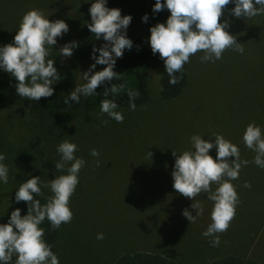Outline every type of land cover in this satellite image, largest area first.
Segmentation results:
<instances>
[{
    "label": "rangeland",
    "instance_id": "obj_1",
    "mask_svg": "<svg viewBox=\"0 0 264 264\" xmlns=\"http://www.w3.org/2000/svg\"><path fill=\"white\" fill-rule=\"evenodd\" d=\"M90 2L0 0V45L12 42L21 18L33 9L42 11L50 21L61 19L68 24L69 31L57 38L47 57L54 59L61 76L53 85L57 108L72 79L79 74L74 88L85 82L82 74L89 67L81 71L80 58L74 52L71 57L60 56L59 48L80 40L83 29L91 22ZM154 4L155 0H108L107 6L121 9L122 15H131L127 36L133 44H144L151 50L150 27L166 22L170 15L167 9L153 13ZM231 8L224 7L220 19L228 20L227 30L242 43L243 53L228 48L214 62H202V52L190 56L184 65L188 85L180 97L171 100L161 99L162 74L157 64L163 60L158 53H152V62L140 68L151 97L147 104L135 110L118 107L116 110L124 116L118 123L100 112L102 99L89 96L63 133L45 139L44 150L56 176L66 174L67 165L60 171L54 168L60 159L56 148L63 140L74 142L78 146L75 155L85 161L69 199L72 219L62 223L52 250L59 264H108L123 254L141 251L162 254L180 264H209L225 255L264 264V168L253 162L256 153L242 139L249 124L264 131V14L237 18ZM145 14L147 22L142 20ZM103 66L97 65L94 71ZM114 71L123 75L120 67ZM14 84L15 79L0 70V86L7 89ZM46 98L31 101L33 106L20 98L13 107L0 108L4 148L11 142L27 144L32 139L38 131L34 125L36 113L45 110ZM216 134L236 144L240 159L248 164L242 165L238 179L231 181L239 203L227 230L216 234L220 243L214 247L212 237L202 235L211 223L213 202L207 199V193H200L194 200L178 193L172 186L171 173L173 151L180 154L194 150L190 141L193 135L214 140ZM93 148L99 156L90 155ZM210 155L215 158V148ZM5 157L9 167V158ZM245 181L250 187H244ZM217 186L211 184V190ZM11 198L8 183L0 184V208L6 207ZM193 202H198L203 211L190 223L182 212L188 209L195 215ZM98 233H103V239H97Z\"/></svg>",
    "mask_w": 264,
    "mask_h": 264
},
{
    "label": "clouds",
    "instance_id": "obj_2",
    "mask_svg": "<svg viewBox=\"0 0 264 264\" xmlns=\"http://www.w3.org/2000/svg\"><path fill=\"white\" fill-rule=\"evenodd\" d=\"M230 3L234 5L230 12L237 18L264 14V0H155L153 13L167 9L170 15L166 22L150 27L148 43L153 55L158 53L163 60L169 84L179 83L183 78L184 65L197 52L203 53L202 62L219 60L228 48L244 52L242 43H238L236 37L227 30L228 20L220 19L224 15V7ZM107 4L108 0L90 2L91 22L87 23V28L96 40L102 38L105 43L99 48L93 47L91 59L94 62L82 74L85 82L76 84L65 97V104L79 103L82 96L97 95V87L105 81H111L113 77L120 80L121 74L115 72L114 68L117 58L133 47V41L127 36L132 17L122 15L119 8H109ZM142 20L147 22L148 14ZM68 31L69 26L64 20L50 21L40 10L33 9L23 15L12 42L0 45V70L15 79L18 96L39 101L42 97L53 95V85L61 76L54 66V59L47 57L57 44V38ZM78 46L76 41L66 42L59 48L60 56L71 57ZM97 65L106 67L94 71ZM121 89H125L124 83L112 84L104 96L107 97L110 92L115 97ZM126 91L129 108L135 110V100L140 93L134 89ZM117 108L114 98L102 99L99 104L101 113H106L109 118L120 123L124 116ZM242 139L245 146L256 153L253 162L264 168V131L261 127L247 125ZM190 141L194 150L180 154L173 151L172 186L178 193L193 200L200 193H207L213 208L211 223L202 235L212 237L210 243L215 247L220 243L219 235L216 234L227 230L239 203L238 193L231 181L238 179L241 166H246L248 161L241 160L238 146L222 135L216 134L214 140L193 135ZM213 148L215 158L210 155ZM56 151L60 159L55 162L54 168L60 171L67 165L66 174L48 181L42 180L40 176H31L20 183L15 191V201L27 202V213L21 215V209L16 208L11 211L6 223H0V264H10L13 256L16 257L15 264H59L52 246L44 239L45 229L40 225L47 219L52 229H57L62 223L71 221L73 213L69 199L79 183L78 174L85 161L75 155L78 146L74 142L63 140L57 145ZM90 155L97 157L99 152L93 148ZM5 158V154L0 152V184H7L9 180V167L4 163ZM211 184L218 185L214 191L211 190ZM244 187H250V184L245 181ZM43 188H48L52 195L46 198V203L41 204L36 197L43 194ZM191 208L195 210V215L188 209L182 212L190 223L203 211L198 202H193ZM97 239H103V233H98Z\"/></svg>",
    "mask_w": 264,
    "mask_h": 264
},
{
    "label": "trees",
    "instance_id": "obj_3",
    "mask_svg": "<svg viewBox=\"0 0 264 264\" xmlns=\"http://www.w3.org/2000/svg\"><path fill=\"white\" fill-rule=\"evenodd\" d=\"M225 7H234L233 4H228ZM121 10V9H120ZM122 14V12H121ZM78 47L73 51L76 56L80 58L81 71L86 66H90L94 61L91 59V53L93 47H101L105 43L103 39L96 40L95 36L89 31L88 28L83 29L80 40L77 42ZM98 55V53H97ZM152 52L146 46L140 43H134L131 50H125L122 57L117 58L115 67L123 69V75L120 76V80L113 77L111 81H105L99 85L96 89V99H115L118 107L129 108V98L127 96L126 89H134L139 91L140 96L135 100L137 105L136 108L147 104L151 97L148 89V83L146 78L140 71V68L152 62ZM161 70V99L171 100L180 97L185 91L188 84V75L183 70L182 79L176 85L168 83L169 76L165 71L164 63L157 64ZM103 66V65H102ZM103 67H106L104 65ZM79 75V74H78ZM78 75L75 79L71 80L69 85L65 89L64 98L61 99V106L57 108L54 103H57V95H52L44 99L45 110L37 111L35 119V128L38 130L37 133L28 141L27 144H21L19 142H11L10 146L4 148L5 137L0 136V150L2 153L9 158V180L8 185L12 193L11 201L6 207L0 208V223H6L11 211L16 208L21 209V215L27 213V202L21 201L17 203L15 201V191L18 189L20 183L31 178V176H40L42 180L48 181L53 179L56 174L52 164L47 159V154L44 148V141L54 134L63 133L67 127L78 117L79 110L83 107L88 97H81L79 103L70 102L69 104L64 103L65 97L74 89V83L76 82ZM177 75H181L177 73ZM125 84V89H121L120 92L112 96L109 92L108 96H104V92L110 89L112 84ZM0 86V108L13 107L15 102L19 103L22 99L24 103L30 104L31 101L27 98L20 97L16 94L15 84L10 88ZM21 98V99H20ZM32 104H30L31 106ZM33 106V105H32ZM39 114V116H38ZM60 141V137L56 139ZM15 144V145H14ZM3 147V150H2ZM42 195L36 197L40 199L41 204L46 203V198L50 197L52 193L48 188L42 189ZM61 226L57 229H52L49 221H45L40 227L45 229L44 239L48 244L53 247L57 243L60 233ZM16 257L13 256L10 264H15ZM256 264L255 262H248L241 257L235 255H225L220 258L212 260L209 264ZM108 264H180L174 259L168 258L162 254L152 252H134L126 253L119 256L114 261Z\"/></svg>",
    "mask_w": 264,
    "mask_h": 264
},
{
    "label": "crops",
    "instance_id": "obj_4",
    "mask_svg": "<svg viewBox=\"0 0 264 264\" xmlns=\"http://www.w3.org/2000/svg\"><path fill=\"white\" fill-rule=\"evenodd\" d=\"M186 72V71H185ZM188 75V74H187ZM188 85V84H187Z\"/></svg>",
    "mask_w": 264,
    "mask_h": 264
}]
</instances>
